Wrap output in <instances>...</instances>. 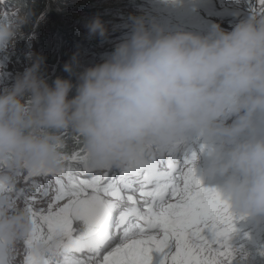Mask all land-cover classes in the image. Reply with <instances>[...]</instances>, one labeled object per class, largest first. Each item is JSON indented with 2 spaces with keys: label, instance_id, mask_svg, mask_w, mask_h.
Masks as SVG:
<instances>
[{
  "label": "clouds",
  "instance_id": "9594fccd",
  "mask_svg": "<svg viewBox=\"0 0 264 264\" xmlns=\"http://www.w3.org/2000/svg\"><path fill=\"white\" fill-rule=\"evenodd\" d=\"M254 15L231 31L214 25L207 36L165 34L130 17V36L103 63L80 70L74 55L64 65L69 78L51 84L44 58L33 54L0 93V264H57L62 255L58 238L32 242V215L12 192L26 176L59 172L70 137L89 166L124 169L196 133L208 146L201 186L222 188L232 212L264 215V11ZM20 27L0 25V44L13 42ZM85 27L89 37L107 38L98 16Z\"/></svg>",
  "mask_w": 264,
  "mask_h": 264
},
{
  "label": "snow or ice",
  "instance_id": "6c2138e0",
  "mask_svg": "<svg viewBox=\"0 0 264 264\" xmlns=\"http://www.w3.org/2000/svg\"><path fill=\"white\" fill-rule=\"evenodd\" d=\"M257 5L264 10V0H257ZM195 159V154L184 159L179 173L182 188L175 176L161 170L162 158L155 153L119 171L118 179L110 166L81 178L79 173L88 171L85 156L83 169L68 167L52 174L55 194L46 214L43 210L37 214L31 204L49 197L47 173L43 184L32 179L39 172L28 176L12 197L32 215V242L59 239L65 254L62 264H232L230 206L217 191L201 186L192 167ZM167 169L175 171L171 161ZM169 194L174 202L165 198ZM60 201L66 202L57 207ZM212 244L220 248L213 249ZM72 251L85 255L78 259L67 255ZM25 264L45 262L28 258Z\"/></svg>",
  "mask_w": 264,
  "mask_h": 264
},
{
  "label": "rangeland",
  "instance_id": "374dc122",
  "mask_svg": "<svg viewBox=\"0 0 264 264\" xmlns=\"http://www.w3.org/2000/svg\"><path fill=\"white\" fill-rule=\"evenodd\" d=\"M50 1L54 4L52 7H55L61 14L59 20L61 23L44 19L40 24L31 25L28 19L23 20L17 4L9 3L7 0H0V20L8 16L9 23L7 24L17 22L21 24L19 29L21 34L13 42H7L6 47L2 50L4 62L0 65V93L11 89L16 77L30 66L29 58L33 54L37 56H40L41 52L46 54L43 72L46 75L51 70L49 76L54 79L65 75V63L70 62L71 58L77 54L81 65L80 70L103 63L114 50L115 46L130 36L132 25L130 17H144L146 22L155 23L162 28L165 34H175L178 31L195 34L206 27V21L209 20L210 22L214 20L213 22H215L216 20L200 12L197 5L201 0ZM234 2L237 3L238 1ZM240 2L245 3L244 0ZM236 3L231 4L229 9L239 12L245 11L246 5L241 7L240 5H236ZM194 13L197 14L198 21L192 19ZM14 16L17 17V21H14ZM97 16L102 20L107 29V38L103 40L98 36L89 37L88 30L85 27L88 22ZM41 18H44V16L42 15ZM239 23L240 21L233 20L222 26L225 31H231ZM54 50H57L58 57L54 61H50L49 55L50 53L54 54ZM68 78L67 76L66 79ZM73 82L75 83L74 78ZM231 122V120L227 121V123ZM202 144L205 143L199 137L189 154L185 157L191 158L195 154L196 159L193 161L192 167L199 181L205 178L209 167V158L205 157L201 151ZM79 149L77 148V153H71L70 163L64 165L62 169L66 170L68 167L83 169L85 167L84 160L79 161V158H85V153ZM74 156L76 157L75 159L73 158ZM184 159L182 160L183 162L181 161V163H177L175 166V168H180L179 172L183 170ZM204 160L205 163L203 162ZM169 161L171 160H166L163 166L167 167ZM173 162L172 160L171 163L173 164ZM199 170L203 172V176ZM102 171L101 169L90 167L89 173L81 171L79 175L81 178H90L93 175L101 174ZM91 172H94L93 175H91ZM49 173L53 174L52 172ZM113 173L117 175L118 171L113 169ZM52 182V192L49 194V197L38 198L31 204V207L37 214L41 210L45 214L47 212L48 204L55 194V176H53ZM221 189L218 191L220 194H222ZM169 201L174 202L172 199ZM65 202L60 201L56 206L59 207ZM22 206L24 207L23 204ZM37 219L39 222V216H37ZM232 227L233 231L228 241L233 251L232 264H264V215L245 216L232 212ZM208 235H211V233H208ZM211 247L218 249L220 245L212 244Z\"/></svg>",
  "mask_w": 264,
  "mask_h": 264
},
{
  "label": "trees",
  "instance_id": "16d2710c",
  "mask_svg": "<svg viewBox=\"0 0 264 264\" xmlns=\"http://www.w3.org/2000/svg\"><path fill=\"white\" fill-rule=\"evenodd\" d=\"M9 3L17 4L20 15L23 17V20L28 19L30 24H40L41 21L48 20V21H53V22H58L61 23L60 17L61 14L58 12V10L55 7H52L54 4L51 3L50 0H7ZM44 16V18H41V16ZM14 21H17V17L14 16ZM10 19H12L10 17ZM9 17L5 16L0 20V24L4 25L9 23L8 22ZM28 24V25H30ZM23 26V24H22ZM27 26V25H26ZM55 49V48H54ZM57 50H54V54L50 53V61H54V59H57L58 54ZM8 55V54H7ZM9 56V55H8ZM40 57H47L45 53L41 52ZM11 60V59H9ZM53 67V66H52ZM52 69V68H51ZM54 70V69H53ZM51 73V70L45 75V78L47 79L48 83L51 84L52 81L55 79L53 77H50L49 74ZM63 73V72H62ZM68 76L67 73H65L64 76L61 78L66 79ZM77 148H80L79 150H83L82 146L80 144V141L76 138H68L66 146L64 148V153H65V160L63 163L64 165H67L70 163V155L72 152H77ZM69 157V159H67ZM84 160V158H79V161ZM81 163V162H79ZM65 169H61L59 172L63 171ZM57 172V174L59 173Z\"/></svg>",
  "mask_w": 264,
  "mask_h": 264
},
{
  "label": "bare ground",
  "instance_id": "6f19581e",
  "mask_svg": "<svg viewBox=\"0 0 264 264\" xmlns=\"http://www.w3.org/2000/svg\"><path fill=\"white\" fill-rule=\"evenodd\" d=\"M209 0H201V1H199L198 2V8H200V6L202 5V3L203 2H208ZM236 2H234V1H232V0H214V5L220 10V11H229L230 9V5L232 4H235ZM236 5H240L241 7H243L244 5H245V3H243V2H237L236 3ZM246 8V7H245ZM242 9V8H241ZM240 9V10H241ZM201 12V11H200ZM196 13V12H195ZM194 13V17L192 18L193 20H195V21H198V19H197V14H195ZM202 14H204L203 12H201ZM190 16H191V14H189ZM204 15H206V14H204ZM206 16H208V15H206ZM214 21V20H213ZM213 21H210L209 22V20L208 21H206V27L204 28V29H202L201 31H198L197 33H195L196 35H199V36H207V35H209L211 32H212V30H213V27H214V25H219L220 26V28L221 29H223V30H225L224 28H223V24H225V23H223V22H221V21H217V20H215V22H213ZM209 22V23H208ZM208 23V24H207ZM200 24V23H199ZM195 25V24H194ZM181 161L182 160H179V159H175L174 160V162H173V164H174V169H175V171L176 172H179L178 170L180 169V168H175V166H176V164L177 163H181ZM183 162V161H182ZM117 179H118V177H116ZM179 187L180 188H182L183 187V182L179 185Z\"/></svg>",
  "mask_w": 264,
  "mask_h": 264
}]
</instances>
